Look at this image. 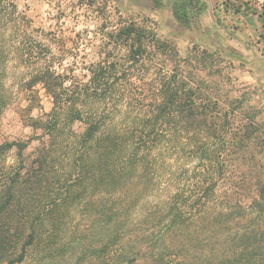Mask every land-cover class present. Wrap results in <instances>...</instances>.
I'll return each instance as SVG.
<instances>
[{
	"label": "trees",
	"instance_id": "obj_1",
	"mask_svg": "<svg viewBox=\"0 0 264 264\" xmlns=\"http://www.w3.org/2000/svg\"><path fill=\"white\" fill-rule=\"evenodd\" d=\"M81 1L100 23L96 62L58 72L48 56L18 89L34 135L0 144V264H22L43 237L57 242L75 216L88 223L73 238L93 237L98 264H264L262 108L250 94L214 93L201 76L216 74L211 55L182 58L150 18ZM225 5L256 14L264 44V4ZM208 9L181 0L175 16L190 27ZM7 64L0 49V121L14 104ZM37 87L53 105L40 118Z\"/></svg>",
	"mask_w": 264,
	"mask_h": 264
},
{
	"label": "rangeland",
	"instance_id": "obj_2",
	"mask_svg": "<svg viewBox=\"0 0 264 264\" xmlns=\"http://www.w3.org/2000/svg\"><path fill=\"white\" fill-rule=\"evenodd\" d=\"M0 49L8 64L3 72L4 84L14 104L5 110L0 121V144L6 141L28 140L34 135L27 127L16 106H27L18 91L22 81L42 67L51 56L55 70L75 66L81 68L96 62L92 44L98 43L101 29L97 13L82 5L81 0H0ZM160 2L158 5L157 2ZM181 0H109L112 10L124 18H150L157 24L159 35L175 43L182 58L200 52L211 55L209 62L216 74L202 73L214 93L224 97L250 94L252 104L262 108L264 121V44L259 41L261 24L256 14H233L225 4L250 2L261 7L264 0H207L209 9L190 27L175 16V6ZM220 12L221 23L214 13ZM63 43V44H62ZM68 50L62 56L60 48ZM62 64V65H61ZM219 87V91L215 88ZM40 105L31 115L40 118L52 110L51 99L42 87L36 88ZM22 100V101H21ZM82 129L81 125H77ZM37 143H32L26 155L32 154ZM14 153L8 156L12 163ZM82 216L70 227L67 235L52 243L43 237L29 247L22 264H98L88 247L93 237L75 240L73 232L86 231ZM73 234V235H72ZM14 245L11 250H14ZM23 244V242H22ZM101 263V262H99ZM106 264V263H105ZM108 264V263H107Z\"/></svg>",
	"mask_w": 264,
	"mask_h": 264
}]
</instances>
